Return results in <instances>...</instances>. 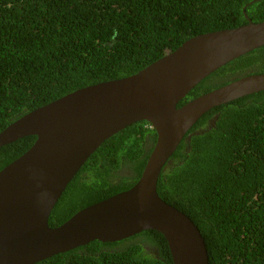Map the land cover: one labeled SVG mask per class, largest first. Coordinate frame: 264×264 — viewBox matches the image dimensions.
Returning a JSON list of instances; mask_svg holds the SVG:
<instances>
[{
  "label": "trees",
  "instance_id": "16d2710c",
  "mask_svg": "<svg viewBox=\"0 0 264 264\" xmlns=\"http://www.w3.org/2000/svg\"><path fill=\"white\" fill-rule=\"evenodd\" d=\"M264 21V0H0V132L26 113L88 85L130 76L187 39ZM264 73V45L197 83L177 104ZM36 136L0 147V170ZM156 140L146 121L106 139L70 180L48 218L132 187ZM159 197L199 229L209 264H264V90L205 112L158 182ZM35 264H173L164 236L145 230L94 240Z\"/></svg>",
  "mask_w": 264,
  "mask_h": 264
},
{
  "label": "water",
  "instance_id": "95a60500",
  "mask_svg": "<svg viewBox=\"0 0 264 264\" xmlns=\"http://www.w3.org/2000/svg\"><path fill=\"white\" fill-rule=\"evenodd\" d=\"M263 45L264 21L199 34L130 76L77 89L5 127L0 147L27 135L36 139L0 170V264H35L94 240L115 242L150 229L164 236L173 264H209L199 229L159 197L157 182L195 122L215 106L264 90V73L178 102L219 67ZM138 121L150 124L156 140L137 182L50 227L51 210L82 164Z\"/></svg>",
  "mask_w": 264,
  "mask_h": 264
}]
</instances>
